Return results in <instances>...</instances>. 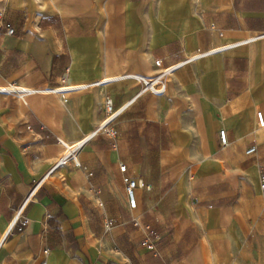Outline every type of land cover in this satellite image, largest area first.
I'll list each match as a JSON object with an SVG mask.
<instances>
[{"label": "crops", "instance_id": "0c3cea01", "mask_svg": "<svg viewBox=\"0 0 264 264\" xmlns=\"http://www.w3.org/2000/svg\"><path fill=\"white\" fill-rule=\"evenodd\" d=\"M262 31L264 0H0V85L151 75L155 60L166 66ZM137 88L92 86L66 101L0 95V264H264V126L255 118L264 117V38L190 63L163 95L138 98L115 137L79 153L82 167L43 181L27 225L7 234L62 155L58 139L80 140L103 119L106 95L119 106ZM124 176L136 181L134 208Z\"/></svg>", "mask_w": 264, "mask_h": 264}, {"label": "built area", "instance_id": "2783aa9c", "mask_svg": "<svg viewBox=\"0 0 264 264\" xmlns=\"http://www.w3.org/2000/svg\"><path fill=\"white\" fill-rule=\"evenodd\" d=\"M8 34H13L14 29L8 27ZM264 38V31L250 34L245 37L239 38L236 41L222 44L219 46H215L205 50H197L191 54H188L183 59L178 60L169 65H162L160 60L154 61V66L156 67V71L151 75H143L134 72H124L117 75H113L108 78H104L98 81H95L90 84H80V85H69L67 84L65 79H62V83L56 87H45V86H25L18 83H7L4 85H0V95L13 96L20 99L23 102H27L29 97L35 95H44V94H56L59 95L64 101L67 100V96L71 92L85 90L92 86H103L111 83L118 82H132L138 85L136 91L121 105L115 106L113 103V99L106 95L104 98V106H105V115L101 122L89 133L84 135L80 140L74 143H67L62 139H58L60 143L64 146V151L62 155L58 158L53 168L50 172L40 181H38L27 193L22 204L17 209L14 219L12 220L7 234L11 233L14 230H23V228L27 225L28 220L24 216V212L26 207L30 202H32L36 196L37 190L43 183V181L56 169L72 163L76 167H82V164L79 162L78 156L79 153L88 145L94 138L100 135H108L110 137H115L117 135V130L115 128V122L118 117L129 107L131 106L138 98H140L144 94H153V95H163L167 90V81L175 73L178 69L190 64L194 63L199 59L204 57H208L213 54L221 53L226 50L251 44L257 40ZM256 123L258 127L264 126V117L261 111H256L255 113ZM218 138L221 145H225L227 143V134L224 129H220L218 131ZM256 150L255 146H251L246 150V154H252ZM119 170L124 171L125 165L120 164ZM123 182L125 184V192L128 199V204L131 208H134L136 205L134 188L136 185V181L129 177L124 176ZM259 190L264 199V171L259 173ZM109 225V223L107 224ZM143 245L148 248L153 247V242L149 238H145ZM45 253L48 250L44 251ZM236 262L240 260V257L236 256L234 258Z\"/></svg>", "mask_w": 264, "mask_h": 264}, {"label": "bare ground", "instance_id": "6f19581e", "mask_svg": "<svg viewBox=\"0 0 264 264\" xmlns=\"http://www.w3.org/2000/svg\"><path fill=\"white\" fill-rule=\"evenodd\" d=\"M4 238H5V236H4Z\"/></svg>", "mask_w": 264, "mask_h": 264}]
</instances>
